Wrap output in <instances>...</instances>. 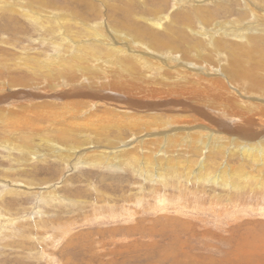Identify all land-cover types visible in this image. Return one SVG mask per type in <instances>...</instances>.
Masks as SVG:
<instances>
[{"label":"rangeland","instance_id":"obj_1","mask_svg":"<svg viewBox=\"0 0 264 264\" xmlns=\"http://www.w3.org/2000/svg\"><path fill=\"white\" fill-rule=\"evenodd\" d=\"M6 1L17 4L10 8L4 4L5 0H0V78L21 77L20 80L26 79L24 81L27 82L34 75L26 71L22 59L52 56L53 43L49 44L50 41H54L55 46L64 43L72 45L71 40L63 37L68 35L67 31L61 27L57 28L60 31L55 30L58 23L53 16L59 18L65 13L68 17L74 9H80L82 3L81 0ZM89 1L99 11L100 17L91 14L86 27L71 22L67 26L70 32L76 34L73 38L77 43H94L98 45L95 47H107L105 43L108 42L93 41L91 29L98 26L95 21L99 20L97 23L106 27L110 24L111 14H119L135 6L137 10L151 7L149 0ZM186 1L156 0L154 11L164 12L163 18L169 16L174 23L171 21L172 24L166 23L169 24L167 27L163 25L160 30H153L166 37V32L176 31L183 25L177 21V16H173L175 13L184 16L183 12L192 9V6L210 4V0H193L184 5ZM226 5L219 6L218 12H214L217 16L212 15V19L206 22L192 18V30H186V36L192 42L189 46L197 44V48L206 49V53L214 57L211 59L212 65L217 67L214 73L220 77L218 73L221 70L230 69L229 53L234 47L244 56L241 63L264 62V30L252 27L233 36L238 27L231 21L242 14L235 2ZM210 9L213 10L212 7ZM35 10L38 15L33 14ZM37 17L46 22L45 28L39 26ZM9 19L13 20L10 22ZM248 19L250 17L241 21L245 20L243 23L246 24ZM15 24L19 25L18 29ZM184 24L188 28V23ZM46 26L49 28L46 29ZM85 29H88V34ZM203 29H207L206 32L214 30L217 52L210 45L211 37L200 34ZM134 45L142 44L134 41ZM159 53L163 55L167 51ZM182 57L191 59L194 65L197 63L195 54H184L182 51H175L169 58L177 62ZM198 67L213 74V70L204 65ZM256 67L258 69L253 71V78L264 82V64L258 63ZM83 81L84 78H81L78 83ZM247 85L245 81L240 87L246 88ZM255 91L263 96L264 104V83L258 84ZM96 111L104 113L103 108ZM133 113L141 117L143 112L138 110ZM107 116L111 117V114ZM114 126V122L101 125L106 131L104 136L97 137L98 143L119 146L115 150L120 152L133 149L132 152L140 156L142 147L135 149L133 145L146 139L147 132L134 135L126 129L114 130ZM20 131V141L24 144V138L27 137L28 142L30 137L33 138L30 129ZM145 143L147 140L141 145ZM189 155L187 152L173 153L168 164L174 166L180 159L186 162ZM191 155L193 176L190 175L187 182L182 176L181 165L178 175L176 169L167 166L168 156L160 151L151 154L153 161L162 162L154 161L155 166L160 164L164 167V173L159 177L152 168L140 169L134 163L131 168L88 166L74 160L61 163L51 159L38 160L18 151L8 153L0 148V264H264L254 259L257 252L260 254L258 258L263 259L264 253V163H245L239 174L229 169L240 164L239 156L223 158L217 155L214 159L208 156L206 150ZM225 165L229 166L226 182L217 180V183H212L209 179L200 184L195 182L194 178L199 176L198 179H202V174H207L205 171H211L213 177L217 176ZM242 187H245L243 192L238 190Z\"/></svg>","mask_w":264,"mask_h":264},{"label":"bare ground","instance_id":"obj_2","mask_svg":"<svg viewBox=\"0 0 264 264\" xmlns=\"http://www.w3.org/2000/svg\"><path fill=\"white\" fill-rule=\"evenodd\" d=\"M149 2L151 7L147 9L137 10L135 6L119 14H111L110 24L106 27L100 22L97 23L99 20L95 21L98 26L91 29L93 41L107 40V47H95L98 45L94 43H77L73 38H76V34L70 32L67 26L71 22L86 27L91 14L100 17L99 11L89 0H81L80 9H74L68 17L65 13L59 18L53 16L58 23L55 30L60 31L57 28L61 27L67 31L69 36L64 34L63 37H67L73 44L55 46L56 43L50 41L49 44L53 43L52 56L43 59L28 56L22 59L26 71L34 75L27 82L24 81L26 79L20 80V76L19 79L0 78V148H4L8 153L18 151L38 160L51 159L61 163L74 160L88 166L118 165L130 168L134 163L140 169L152 168L159 177L163 175L164 167L160 166V160H154L155 163H160L155 166L151 154L160 151L168 156L167 166L176 169L175 173L178 175L181 165L182 176L187 182L192 175L191 169H194L191 153L197 154L202 150H206L212 158L217 155H222L223 158L239 156L240 164L229 168L234 173L241 174L239 170L245 163L263 164L264 104L263 96L256 94L255 90H258V84L264 82L260 78H253V71L258 69V63L263 65L264 62L241 63L244 56L234 47L229 53L230 69L221 70V73H218L220 77L214 73L217 69L211 62L214 57H210L206 49L197 48V44H194L195 47L189 46L192 42L186 36V30H192V18L206 22L214 12H218L219 6L233 2L239 6V13L242 15L231 21L238 27L237 32L233 31L234 35H231L235 36L245 29L249 31L252 27L264 30V0H210L209 5L192 6V9L183 12L184 16L176 13L173 15L177 16V21L183 25L178 27L181 29L170 30L168 34L166 32V37H162V34L153 28L160 30L163 25H169L166 23H174V20H171V23L169 16L163 18L164 12L154 11L156 0ZM191 2L193 0H188L184 5ZM4 4L11 8L17 3H7L5 0ZM28 9L31 11V8ZM36 13L35 10L33 14L38 15ZM248 17L250 19L244 24L245 20L242 22L241 19ZM36 20L40 27L45 28V21L38 17ZM184 23H188V28ZM17 25L15 24L16 28L19 26ZM47 28L49 27L46 26ZM206 30L200 31V34L211 37L210 45L214 52H217L214 30ZM85 31L88 34V29ZM134 41L142 45L135 46ZM100 45L103 46V43ZM161 50L167 53L160 55ZM175 51L195 54L197 63L194 65L191 59L185 60L183 57L181 61L175 62L176 60L169 58ZM199 65L213 70V74L203 72ZM81 78H84V81L78 83ZM245 81L249 86L241 88L240 85ZM58 101L61 103H57ZM97 108H103L104 113L97 112ZM138 110L143 112L141 117L133 113ZM107 114H111V117ZM112 122L115 124L114 130L117 131L126 129L134 135L147 132L146 139H141L133 145L135 149L142 147L140 156L132 152L133 149L120 152L115 150L119 146L109 147L98 143L97 137H101L106 131L101 125H111ZM26 128L30 129L33 138L30 137L29 142L27 137L24 138V144L20 141V130ZM145 140L146 145H141ZM180 152L190 154L186 162L180 159L176 160L174 166L168 164L172 160L169 156ZM228 167L223 166L222 171L214 177L210 174L211 171H205L207 174H202V179H198L199 176L194 178L195 182L200 184L204 179H209L212 183H217V180L226 182ZM195 171L197 172V169ZM244 189L245 187H242L238 190ZM259 255L257 252L255 261L264 263V253L263 259L258 258Z\"/></svg>","mask_w":264,"mask_h":264}]
</instances>
